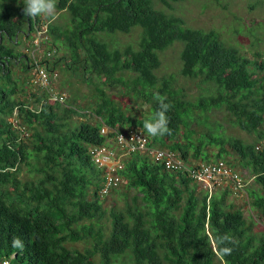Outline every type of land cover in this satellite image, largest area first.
I'll return each instance as SVG.
<instances>
[{"label":"trees","instance_id":"trees-1","mask_svg":"<svg viewBox=\"0 0 264 264\" xmlns=\"http://www.w3.org/2000/svg\"><path fill=\"white\" fill-rule=\"evenodd\" d=\"M173 1L178 0H57L56 9L66 10L68 22L47 23L51 37L45 41L58 49L64 45L67 53L51 64L45 51L43 72L47 76L63 62L88 81L90 74L98 78L92 81V104L86 105L93 123L72 118L85 115L75 96L50 100L61 94L52 86L34 96L36 108L12 95L23 87H16L10 64L28 69L27 79L36 64V56L12 44L38 30L42 19L24 14L25 0H0V260L111 264L124 256L126 264H222L209 235H228L231 242L224 246L233 251L224 258L227 264H264V233L252 231L255 221L248 223L243 209L227 199L231 192L247 204L251 218L264 216V48L253 28H247L256 48L251 58L217 29L190 26L181 14L157 5L171 7ZM134 27L135 46H114L98 36ZM175 41L182 43L181 64L176 72L157 74L160 53ZM176 74L194 81L197 92H188ZM110 86L119 87L130 102L146 103L148 112L135 115L106 91ZM157 93L171 104L166 113L171 133L151 137L143 125L159 110ZM214 110L224 111V120L211 117ZM224 121L252 138L225 135ZM132 130L145 135V148L118 142V133ZM102 145L122 153L112 168L121 180L104 193L107 165L97 163L92 151ZM152 149L173 152L182 168L154 158ZM219 160L231 173L221 174L218 182L208 185L192 176V166ZM235 163L255 185L245 189ZM22 164L26 177L18 174ZM130 189L137 192L128 200ZM112 192L125 198L122 209L103 207L102 199ZM13 237L21 239L23 250L12 246ZM80 240L88 245L71 246Z\"/></svg>","mask_w":264,"mask_h":264},{"label":"rangeland","instance_id":"rangeland-1","mask_svg":"<svg viewBox=\"0 0 264 264\" xmlns=\"http://www.w3.org/2000/svg\"><path fill=\"white\" fill-rule=\"evenodd\" d=\"M157 5L166 11H171L174 14H181V16L184 17L185 22L190 26L202 28L212 27L217 29L225 41L236 44L245 55L251 58L252 52L256 48L250 46L249 44L251 35L247 33V28H253V32L258 34L260 37L258 42L259 47L261 49L264 48V24L260 23V21L264 20V0H178L173 1L171 7L160 3ZM39 18H41L42 21L40 24L41 27L38 30L22 35L19 43L12 44L15 49L21 50L28 55L36 56V64L30 71L31 77L28 79V69L22 71V66H20L19 63L10 64L12 74L16 76V87H23L16 89L12 95L23 98L26 102H29V105H31V101L34 99L35 95L44 93L43 91H45V88L43 86H52L49 87V89L52 88L53 91L55 89L60 92L63 97L72 96V100H74L73 96H75L79 106L84 109V116L77 113L72 115V118L75 121L81 118H88L94 123L95 119L91 117L89 107H86V105L92 104V100L94 99V84L92 81L95 82L98 78L90 74L92 81H88L83 77L78 69L64 68L63 62L55 64L56 69L49 70V78L48 75L46 76L43 72L44 67L42 64L44 63L43 58L45 57L43 55L45 51L49 52L47 54L49 57L46 58L51 61V64H53L52 61L54 58L67 53V49L64 45L60 44V49H58L55 45L51 46V41L48 43L45 41L47 38L51 37L49 32L46 30L47 23L49 24V22H54V24L62 26V24L68 22L66 10L56 9L55 19L44 16H39ZM238 27H241L242 30L240 32H235V29H239ZM98 36L114 46H123L129 42L135 46L138 38V28L134 27L129 32L117 31L113 34L102 31L98 33ZM181 46L182 43L180 41H175L160 53L161 64L156 69L157 74L177 71L178 66L181 64L179 58ZM39 70H41L42 73L39 72ZM176 77L180 80V82L182 81L185 83V87L188 92L191 94L197 92L198 89L195 86L194 81L185 80L178 74H176ZM106 91L110 93L115 100L122 101L124 104L127 103L130 106L131 112L135 115L142 116L145 112H148V105L146 103H141L139 100L130 102V98L125 96L117 86L107 87ZM49 99L53 100L51 98ZM68 101H70L69 98ZM31 106L35 107L34 105ZM15 112L16 110H14V113ZM211 117L217 118L218 120H224V111L214 110ZM8 119L12 120V117H8ZM223 123H225V128H222L225 135H235L249 140L253 136V133H248L238 126H230L226 121ZM101 131L106 132V129L102 127ZM114 143L116 144V142ZM110 152L111 157L109 158V161L111 162H115L117 160L119 161L122 157L121 152H115L112 150ZM235 167L240 171L244 181L246 182L245 189L249 185H255L254 181H252V177L246 169L241 170L240 166L236 165V163ZM18 174L20 177H26L29 175L26 165H21ZM133 192H137V190L130 189L127 198L128 200L131 199ZM227 197L228 201H232L235 206L243 209L244 216L248 223L250 222V219L255 221L252 226V231L256 233H264V216L255 215L251 218L246 207L247 204L244 203L242 199L235 197L231 192L227 194ZM102 201L105 205L103 206L104 208L111 209V205L115 204V208L122 209L125 198L117 192H112L105 196ZM87 245L88 241L86 240L71 243V246L77 249H81ZM126 263L127 260L124 256H117L113 258L111 264ZM215 264L218 263L215 262Z\"/></svg>","mask_w":264,"mask_h":264},{"label":"built area","instance_id":"built-area-1","mask_svg":"<svg viewBox=\"0 0 264 264\" xmlns=\"http://www.w3.org/2000/svg\"><path fill=\"white\" fill-rule=\"evenodd\" d=\"M41 72V70H39ZM42 73V72H41ZM51 99L59 98V100L63 99V95L60 94L57 96L56 94H52L50 96ZM130 134H123L118 133V142H123L127 145H129V149H134L136 147L145 148V142L147 138L145 135L141 134L137 130H132L129 132ZM121 136H123V140L121 139ZM137 143V144H136ZM122 148V146H121ZM94 153V160L97 163H105L107 165V173L105 182L101 188V192H107L109 188L112 187V185H117L118 182L121 180V177L112 169L113 165L118 162H111L109 161V158L111 157V149L102 145L99 147H95L92 149ZM151 154L154 155V158H160L163 157L165 160L166 165H172L173 167H181L182 161L179 159L178 156H175L173 152L171 151H164V150H158V149H152ZM192 176L197 179L199 182L211 185L212 183L218 182L220 179L221 174H230V168L221 160H219L216 163H208L205 165L198 167H191L190 169ZM233 178L236 181H240L238 175L236 173L232 174ZM5 259L0 261V264H4Z\"/></svg>","mask_w":264,"mask_h":264},{"label":"clouds","instance_id":"clouds-1","mask_svg":"<svg viewBox=\"0 0 264 264\" xmlns=\"http://www.w3.org/2000/svg\"><path fill=\"white\" fill-rule=\"evenodd\" d=\"M56 3L57 0H25L26 6L23 9V12L29 17L44 16L55 19ZM153 99L158 102L159 110L154 113V116L151 119L144 122V129L151 137L170 134L171 130L168 127L170 121L166 113L170 110L171 104L165 103L167 97L162 96L159 93L155 94ZM121 139H124L123 136H121ZM205 230H207V225H205ZM209 239L212 243L214 254L222 261V264H227V261L224 258L231 255L233 249L224 245L231 242V238L228 235H222L215 238L209 235ZM12 246L21 250L24 248L23 242L18 237H13ZM4 264H8V262L4 261Z\"/></svg>","mask_w":264,"mask_h":264}]
</instances>
